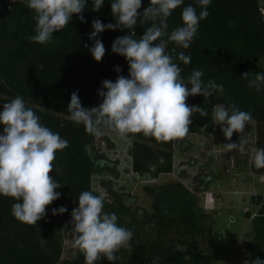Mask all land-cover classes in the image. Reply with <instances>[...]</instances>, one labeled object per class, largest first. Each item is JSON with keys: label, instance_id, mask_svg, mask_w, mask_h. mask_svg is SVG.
<instances>
[{"label": "trees", "instance_id": "16d2710c", "mask_svg": "<svg viewBox=\"0 0 264 264\" xmlns=\"http://www.w3.org/2000/svg\"><path fill=\"white\" fill-rule=\"evenodd\" d=\"M260 0H211L207 10L209 16L200 21L198 32L188 49L177 47L166 41V50L174 57L184 52L191 56V63L185 65L175 60L182 68L185 79L194 69L203 72L202 80H214L223 85V94L214 92L210 97L200 95L188 97L189 106H200L208 116L194 114L189 133L179 138L188 148L187 136L209 137L214 133L212 111L218 104L235 105L242 111H250L255 122L256 146L264 148V86L260 91L248 87L256 73H264L260 59H264V19ZM150 0H142L143 12ZM188 5L196 6V0H183V4L172 10L167 19L169 34L182 26L181 13ZM91 0L82 13L86 23L76 15L62 31L53 33V42L34 43L28 39L34 35L35 13L25 0H0V111L4 103L17 95L28 108L34 110L40 122L68 141V147L55 153L50 175L63 186L56 189L60 198L46 208V216L29 225L18 221L11 214L14 198L0 195V264H85L82 252L75 249L70 259H62L63 232H70L73 208L78 207L82 191H91L93 175L106 164L94 152L95 133L86 131L83 124L70 118L67 105L71 94L78 90L83 107L96 106L102 102L98 96L101 82L116 80L118 75H128V64L124 57L112 52V43L128 34V30H105L100 33L106 52L101 62L92 57L87 44L92 46L89 34L91 22L98 18L103 24L115 23L111 14L110 0H105L101 10H91ZM197 14L201 10L196 7ZM151 21L134 29L135 38L143 35ZM174 50V51H173ZM116 67L121 72L115 71ZM249 72L245 78L242 74ZM207 124L206 130L201 128ZM101 130L108 129L100 126ZM3 125H0V133ZM118 134V133H117ZM133 139L130 150L131 169L138 175L149 174L157 178L173 172L172 150L176 139L160 141L143 133L128 134ZM106 167V166H105ZM204 170V169H203ZM214 175L201 172L193 179L194 193H202L213 182ZM145 192L152 199L151 212L132 208L131 203L122 201L123 196L112 203L104 202V211L115 213L118 224L133 233L128 247L116 253L118 259L110 262L106 257L95 264H210L208 254L195 249L194 235L210 239L214 221L198 207L194 193L179 182L160 187H147ZM262 201L259 199V202ZM66 207L67 212L52 215V209ZM249 218V216H246ZM68 225L69 230H65ZM71 233V232H70ZM47 239L46 244L40 241ZM251 260H264V201L257 219L253 223ZM181 245L187 251H177ZM188 255L190 259L184 257Z\"/></svg>", "mask_w": 264, "mask_h": 264}, {"label": "clouds", "instance_id": "9594fccd", "mask_svg": "<svg viewBox=\"0 0 264 264\" xmlns=\"http://www.w3.org/2000/svg\"><path fill=\"white\" fill-rule=\"evenodd\" d=\"M105 0H91L92 11L99 12ZM32 10L35 20L34 35L28 39L34 43L53 42V33L62 31L69 25L74 15L81 23H86L83 12L87 0H25ZM111 14L115 23L103 24L98 18L91 22L92 31L85 48L95 61L101 62L106 49L98 39L105 30H128V34L117 37L112 43V52L124 57L128 64V75H118L116 80L105 79L101 82L98 96L102 102L96 106L83 107L78 90L71 94L67 105L70 118L77 124H83L86 131L99 133L100 126L115 131L121 138L128 134L143 133L160 141L184 138L189 133L192 117L198 113L208 116L206 109L189 106L188 97H210L214 92L223 94V85L214 80L205 83L203 72L194 69L185 79L182 68L175 62L178 58L185 65L191 63V56L184 52L174 58L166 50V41L174 42L177 47L188 49L198 32L200 21L209 16L207 10L211 0H196V6L188 5L181 13L182 26L169 34L167 23L172 10L183 4V0H150L143 12L142 0H110ZM201 10L197 14L196 7ZM138 21L143 24L151 21L139 38L134 31ZM174 51V50H173ZM117 73L121 72L116 67ZM249 72L242 74L247 78ZM264 86V73H256L249 80L248 87L257 91ZM215 124L227 140L233 133H243L249 121L250 111L240 110L235 103L227 106L218 104L212 111ZM0 195L14 198L11 214L20 222L36 225L46 216V208L61 194L56 189L63 185L50 173L55 171L53 161L55 153L68 147V141L59 133L53 132L40 122L39 116L26 106L24 99L17 95L4 103L0 111ZM205 124L201 130H206ZM245 150V141L241 135L238 142L225 144V151ZM251 160L257 169L264 168V148L255 150ZM66 207L52 209V215L67 212ZM65 230L73 234V248L84 254L85 264H95L106 257L108 261L118 259L116 253L122 247H128L132 239L131 230L118 224L115 213L104 211L101 196L91 191H82L78 197V207L73 208L71 219ZM47 239L40 241L43 246ZM177 251L186 252L181 245ZM185 259H190L186 255ZM251 264H264L259 257Z\"/></svg>", "mask_w": 264, "mask_h": 264}, {"label": "rangeland", "instance_id": "374dc122", "mask_svg": "<svg viewBox=\"0 0 264 264\" xmlns=\"http://www.w3.org/2000/svg\"><path fill=\"white\" fill-rule=\"evenodd\" d=\"M259 5L264 19V0H260ZM259 64L264 70V59H260ZM254 125L255 122L249 121L245 131L242 134L234 132L230 141L215 122L211 136H187L188 148L176 139L172 150L173 172L155 179L149 174L132 172L130 150L133 139L130 135L121 138L117 133L100 129L95 133L94 152L106 167L93 175L92 190L109 204L123 196L122 201L131 203L132 208L150 213L152 199L145 188L179 182L194 193L193 179L201 172L209 171L214 175L213 182L205 192L194 194L198 207L214 223L210 239L194 235L195 250L208 254L210 264H250L253 223L264 201V168L257 169L251 160V154L256 150L252 143ZM241 135L245 150L225 151V144L238 142ZM62 241L61 258L70 259L75 250L73 234L64 231Z\"/></svg>", "mask_w": 264, "mask_h": 264}, {"label": "crops", "instance_id": "0c3cea01", "mask_svg": "<svg viewBox=\"0 0 264 264\" xmlns=\"http://www.w3.org/2000/svg\"><path fill=\"white\" fill-rule=\"evenodd\" d=\"M252 128H254V130H255V125L252 126ZM252 143H253V145H254V147H255L256 150L259 149V148H257V146H256V134H255V138H254V140L252 141ZM256 194H257V193H256Z\"/></svg>", "mask_w": 264, "mask_h": 264}]
</instances>
